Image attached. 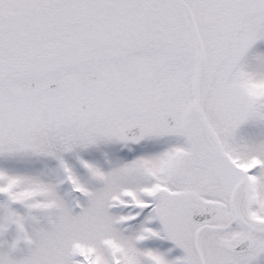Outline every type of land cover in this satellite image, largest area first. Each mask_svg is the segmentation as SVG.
Instances as JSON below:
<instances>
[{
	"label": "snow or ice",
	"instance_id": "6c2138e0",
	"mask_svg": "<svg viewBox=\"0 0 264 264\" xmlns=\"http://www.w3.org/2000/svg\"><path fill=\"white\" fill-rule=\"evenodd\" d=\"M0 264H264V0H0Z\"/></svg>",
	"mask_w": 264,
	"mask_h": 264
}]
</instances>
